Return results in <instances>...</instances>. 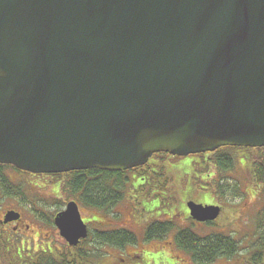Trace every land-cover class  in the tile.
I'll use <instances>...</instances> for the list:
<instances>
[{
  "label": "water",
  "instance_id": "95a60500",
  "mask_svg": "<svg viewBox=\"0 0 264 264\" xmlns=\"http://www.w3.org/2000/svg\"><path fill=\"white\" fill-rule=\"evenodd\" d=\"M222 146H264V0H0V164L123 171ZM54 222L87 235L74 201Z\"/></svg>",
  "mask_w": 264,
  "mask_h": 264
},
{
  "label": "rangeland",
  "instance_id": "374dc122",
  "mask_svg": "<svg viewBox=\"0 0 264 264\" xmlns=\"http://www.w3.org/2000/svg\"><path fill=\"white\" fill-rule=\"evenodd\" d=\"M218 149V148H217ZM216 149V150H217ZM214 151L204 153H195L182 157H171L168 159L173 165L165 166V170L170 175L168 178V186L164 187L156 193L149 194L142 199V202L148 207H144L143 215L138 219L130 218L127 214L120 213L118 218H112L110 215H104L100 211H90L91 216L97 222V228H111L118 225H131L132 229L138 234H141L142 228L140 221L143 217H148V213L152 216L156 209V219H171L174 228L170 229L162 239H152L149 241H141L137 247L125 246L122 249L110 247L106 244H96L95 252L97 264H119L122 263L120 258L125 261L122 264H200L191 260L188 254L176 247L173 242V234L177 228L190 227L198 235H206L212 231L219 233H230L236 240L240 242V252L232 258L220 257L211 263L201 264H249L251 251L264 248V239L259 240L257 237L259 232L264 230V225L261 227V219L264 221V191L254 178H251V169L245 161V157L262 158L264 161V147L257 149L246 148H229V152L235 158V164L229 171L218 170L212 163L214 155H210ZM159 159V158H158ZM250 164V163H249ZM176 165V167H175ZM174 167V168H172ZM7 173H14L19 176V172L13 168H6ZM177 175V176H174ZM67 178V176H65ZM223 177L237 180L241 194L238 197L230 195H222L219 198L217 193V181ZM65 178V179H66ZM63 176L59 178L40 177L27 178L21 177V189L28 200L34 204L35 210L43 214L44 220L52 218L56 211L61 209L66 201L71 196H67L64 192V184L57 189L59 183H65ZM26 180V181H25ZM60 191V192H59ZM129 195V190L125 191ZM125 194V195H126ZM126 195V196H127ZM158 195V196H156ZM125 196V197H126ZM156 198L155 200H152ZM130 199V198H129ZM128 199V200H129ZM193 200L196 203L204 205H214L217 203L222 205V211L218 217L212 221V224L193 223L190 218H186L184 208L186 201ZM161 202V204H160ZM156 203V204H155ZM129 204L127 198H123L117 206V211H124L125 205ZM24 218L28 214L26 208H21ZM152 210L146 212V210ZM84 216L88 217L86 209ZM141 212V211H140ZM145 213V214H144ZM96 214V215H95ZM90 216V217H91ZM107 219H110L111 224ZM39 221H42L39 219ZM136 223V224H135ZM92 225V224H91ZM135 226V227H134ZM95 228L93 225L90 228ZM33 229V231H32ZM46 233L48 229L36 227L35 224H30L26 233ZM35 235V234H34ZM36 237V235H35ZM45 237V236H42ZM39 237L42 241V246H51L55 249L64 250L62 240L58 236H49L45 240ZM36 240L35 243H39ZM141 244V245H140ZM24 246H27L25 244ZM84 247L87 248L85 245ZM127 251L135 252L134 255H127ZM143 251V253H142ZM52 255V254H51ZM134 256V257H132ZM133 258V259H132ZM248 259V260H247ZM264 262V253H263ZM261 264V263H260Z\"/></svg>",
  "mask_w": 264,
  "mask_h": 264
},
{
  "label": "flooded vegetation",
  "instance_id": "af4514ba",
  "mask_svg": "<svg viewBox=\"0 0 264 264\" xmlns=\"http://www.w3.org/2000/svg\"><path fill=\"white\" fill-rule=\"evenodd\" d=\"M171 157L173 156L165 153H155L145 164L124 171L126 182L124 181L125 189L123 197L117 202H113L108 208L99 207L92 204L87 205L83 202L81 203L77 199L81 192H77L76 195L73 196L69 194V188L66 187L64 192H66L67 196L71 197L66 201L63 200V207L56 211L52 218H46V220H44V216L42 213H40L38 210H35L33 202H31V200H28L26 195L24 196L14 194V189L10 190L8 188H2V185L0 183V264H64L65 261H67L68 264H97L95 252L97 249L96 243L98 233L122 232L128 234V240H126L122 245H116L112 243L106 244L110 247H115L118 249H122L125 246L137 247L139 245L138 241L140 237L141 241H149L152 239L156 240V235L150 237V227L153 226L154 229V225L156 224V209L153 216L152 214L150 215V213H148L152 210H146L149 215L148 217H143L140 221V225L142 228L141 234H138V232L134 231L131 225L129 226L126 224L111 228H97V220L91 216L90 211L98 210L100 211V213L108 216L110 215V217L115 219L119 217L120 213L127 214L129 217L131 216V219H138L139 216L143 215L144 207H148L142 202V199L150 193H156V190L160 191L165 186H168L167 182L170 175H168V173L166 172L165 166L173 165V163L168 160ZM161 167H163V169ZM160 169H162L163 171V173H161V177H159V175H161ZM17 171L19 172V176L14 173H7L6 168H2V173L7 177L5 183L15 188L17 187L16 184H21L22 181H20V179L22 176H24L25 179L30 177H50L52 179L59 178L57 174L38 175L20 170ZM250 177L252 178V176ZM63 184V182H61V184L59 183L60 186H58L57 189L60 190L59 188ZM127 190H129V195H127L128 193L126 194L125 192ZM20 197H22L23 199H21ZM123 198H127V202H129V204L128 206L127 204L125 205V207L123 208L124 211H117L118 203ZM152 200L156 201V198ZM70 201H75L77 203L80 217L84 222L87 230V235L85 236V238H80L76 245L69 244L67 240L60 235L57 227L54 224V217L56 216V214L60 211H63L66 208L67 203ZM189 201L192 200L189 199ZM187 202L188 200L185 203ZM213 204L220 207L221 213L222 205L217 203ZM21 208H26L28 210V214L25 216V218L23 212L21 211ZM84 209L88 211V217H85L83 215L85 212ZM11 211L17 212L19 214V217L15 218L16 214ZM184 213L186 214L185 217L190 218L193 223H200L194 221L189 216L186 206L184 208ZM39 219L42 221H39ZM107 221L110 222L111 220L107 219ZM30 224H35L36 227H39L41 229L46 228L48 229V232H36L28 234L26 233V231L29 229ZM91 224L95 228H90V226H92ZM108 224H111V222ZM155 230L156 228L154 229V231ZM34 234L36 235V237ZM48 235L58 236L62 240L64 250L55 249L51 246H47L45 249V247L42 246V241H39V237L45 236L42 237V240H45L46 238H48ZM36 240L39 241L38 244L35 243ZM25 244H27V246H24ZM85 245L87 246V248L84 247ZM134 254L136 253L133 251H127V255L129 256ZM120 259L122 263L125 261L124 258Z\"/></svg>",
  "mask_w": 264,
  "mask_h": 264
},
{
  "label": "trees",
  "instance_id": "16d2710c",
  "mask_svg": "<svg viewBox=\"0 0 264 264\" xmlns=\"http://www.w3.org/2000/svg\"><path fill=\"white\" fill-rule=\"evenodd\" d=\"M234 147H222L210 153L214 155L212 163L218 170L229 171L234 167L235 158L227 150ZM253 150V148H246ZM245 161L248 163L249 172H251L254 180L261 185L264 191V161L262 158H254L252 161L250 157L244 156ZM250 163V164H249ZM4 165L0 164V183L2 188L14 189V194H20V189L6 184L7 177L2 173ZM163 169V167H161ZM160 169V174L163 173ZM65 179V186L69 188V194L75 196L77 192H81L77 199L84 204H92L99 207L108 208L113 202H117L123 197L126 178L124 171H106L100 169H87L72 171L66 174H60ZM59 176V177H60ZM159 175V177H161ZM125 181V182H124ZM11 187V188H10ZM217 193L219 198L222 195H230L238 197L241 194L239 183L237 180H232L228 177H223L219 182L217 181ZM13 191V190H12ZM159 191V190H156ZM93 193V194H91ZM158 196V195H156ZM161 204V202H160ZM259 226L264 225L261 219ZM212 224V222H208ZM263 227V226H262ZM156 230L154 231V229ZM174 228L171 219H156V224L150 227V237L156 235L157 239H162L164 235ZM128 234L122 232H106L97 234L98 244L112 243L122 245L128 240ZM259 240L264 239V230L259 232L257 237ZM173 242L183 252L189 255L191 260L195 263H211L220 257L232 258L237 255L241 250V245L230 233H219L212 231L206 235H198L190 227L177 228L173 234ZM96 243V244H97ZM264 248L260 250L251 251L249 264H264L263 262ZM64 264H68L67 261Z\"/></svg>",
  "mask_w": 264,
  "mask_h": 264
}]
</instances>
